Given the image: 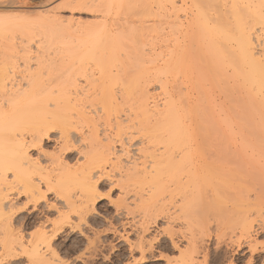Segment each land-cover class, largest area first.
<instances>
[{
	"label": "bare ground",
	"instance_id": "6f19581e",
	"mask_svg": "<svg viewBox=\"0 0 264 264\" xmlns=\"http://www.w3.org/2000/svg\"><path fill=\"white\" fill-rule=\"evenodd\" d=\"M181 1L183 3H187V0H181ZM191 1L192 2L190 7L192 8L194 7L193 9L194 12H191L192 9H190V13H193V17H191V19L188 18L189 20L186 18L188 21L185 19L189 25H187L186 23L188 27L185 26L183 30L186 29L187 31L185 30V32L192 33L191 34L192 36L190 35V33L188 35L189 37L191 36L195 38L194 40L197 41L196 43H198V45L196 44L194 45L198 47V50L197 48L194 47V45H192L194 41L193 43L192 42L190 43L187 42V43L190 44V46L192 45L196 51H199L204 56L203 57L201 55V58L203 57L202 59L199 57L200 55H196L197 53L200 54L199 52L194 53L195 50L193 52L190 51L191 49H188L189 45L187 46L188 48L184 49L186 44L185 45L183 44L184 46L180 44L181 43L180 40H183L182 39L183 37L180 38V35L182 34L181 26H183L184 24L182 25V22H180L181 24L179 23V21L183 20V19L182 20L179 19L181 18V16H179L178 18L179 21L176 20L177 16L180 14H177V16L175 17L176 15L175 11L178 9L182 10L183 6L180 8V3H179L177 7V3H178L177 0H70L67 1L69 4L65 2V4H67L65 7L68 10L71 9L73 12L74 10H81L82 12L83 10H86L88 12L93 13V15L97 16V17L95 16L93 17L99 18L97 20L91 19L92 22L88 21L87 23L84 22L80 23L81 20L78 21V23H74L71 21L70 17L66 19L67 23L66 22L64 23V20L61 21L62 18L60 17V15L55 17V15L58 13V12L56 13V10L54 12L56 14H52L51 12L50 13L48 12L49 14L45 13L47 15H43V16L38 15L39 17L34 19L33 17L32 19H29L31 15L29 18L26 17V19L25 17L18 18L19 16L14 18V16H12L14 14H10V16H7V18L5 14L4 15L5 18H0V41H1L0 44L1 43L3 44L2 42L3 38L9 37V39L7 40H11L13 38L12 36L14 35L16 36L17 34L20 35L19 37L22 38V40L19 37H17L18 35L14 38L15 39L19 38L21 42L23 41L25 43L22 46H20L21 45L20 43L19 47H22L20 50H17V48L19 47L16 46L18 44H16L15 42L14 43L16 47L13 46L12 43L11 44L6 43L7 45L6 44L4 45L6 47L2 45H1L2 47H0V264H10L12 260L14 259L16 260L18 257H23V256L27 258V261L30 264H54L52 261L56 260V258L57 260H59L58 259L59 257H56L58 256V252L54 247V243H53L54 239L59 234V232L63 231L62 229L66 225L69 224L73 228H77L80 222L83 219L87 218V215L92 210L95 209V205H96L95 202L98 194L97 178L100 177L102 178L103 176L107 177L109 176L110 172L117 170L118 168H119L118 170H120L118 172L120 173H116V174L118 175L120 174L122 179L117 178L118 180L116 182H118L119 186L120 184L122 185L120 186L121 191L123 190L124 192L123 194L126 198H127L126 194H128L127 193L128 185H130L128 184L127 181H129L130 183H134L133 185L131 184L132 186L131 185L129 186L130 188L134 187V185L136 186V184H138V187L140 186L141 190H143L144 184L146 188L147 186L148 187L150 186L149 188H147L149 189V192L145 189L148 192L147 193L148 196L146 198H144L145 196L143 198L142 196H140V198L142 199L137 200V201H141V206L142 205L144 206L143 210H145L146 208L145 212L147 210L149 211V209L152 208V204H154L155 201L157 202L158 200H160V198L157 199L158 197L161 196L163 197V195L165 196V194H167L165 193V191L169 187L167 186L168 184L165 181L169 179L168 176L172 178L170 181L168 180L169 184L170 182L173 183L172 182L174 181L173 179H175L174 183L175 182L177 183L178 178L181 182L182 181L181 178H183V176L185 177L186 181L185 180L184 181L187 184L185 182L183 185L179 183V185L176 186V189L177 188L179 189V186H183L182 188L185 189L188 187L187 189L190 190L189 188L193 186H194L193 188H195L198 185L197 184L195 186V184L199 182L197 180L202 179L203 172L201 174L199 172H196L194 170L195 167H193L192 169V164L195 160L194 156L196 154L201 156L202 153H198L200 148L197 147L198 148L197 149L195 148V145H193L194 147L191 145V143L194 142H191V131L188 129L189 123L188 124L184 123L186 120L183 119L186 113L188 114L189 112L190 114L191 110L188 109L190 105L187 106L188 104L186 101L183 102L180 101V98L181 100L183 98V96H181L183 90L180 94H174L178 89L174 88L173 85L172 87L174 89L172 90L170 85L171 83L175 84L174 82H171V79L174 76L177 77L176 74L181 72L180 71L181 69L183 68L186 69L187 64L191 62V61L185 62L187 57L186 53L188 52V50H189L188 55H190L193 52L194 55L191 56L195 57L196 55L195 58L198 57L200 58L201 61L199 63L201 64V66L204 62H206L204 60L205 56L206 57L209 56L208 59L211 60V61L209 60V62L211 66L213 67L214 65V67L211 69L210 67H208V71L209 73L210 72L213 73L215 78L216 77L218 78L219 75L218 76L215 75V72L213 71H216V74L217 73L221 74L220 76H222L223 80L226 79L225 78L226 74L227 76H229V78H231L230 76L232 74L228 75L229 74L228 69H231L235 77L237 78L241 77V79L243 80L242 82L248 83L250 85L255 84L256 85L255 89H257L256 90L257 93H260L261 95L260 99L263 106L264 59L262 58L263 57L262 53H264V48L260 52L256 50L257 47H255V36L252 30L255 28V26H257L256 24L258 23L259 24L261 23L260 24L261 26L262 24L264 25V0H191ZM153 3L156 5V8L158 9L157 11V9L155 8L157 17L159 16L158 18H161V21L159 20L160 22L157 21L158 20L156 19L157 17L155 18L156 19L155 23L157 25L151 24V22L148 24L146 23V20L147 22H149V19L151 18V17L149 18V14L155 12L154 9H152L153 11L150 10L149 12V9H151V7H154ZM61 4L63 5L64 3ZM68 6L70 9L68 8ZM187 6L188 5L185 4V6L183 7L184 11H186ZM138 7L141 8L142 11L144 12L145 20L143 22L145 25L137 26V22H139L140 24L141 22L140 20L144 19L142 18L143 15H141L143 12L142 11L140 12L139 11L140 9L137 11L140 12V15L139 13L136 12L138 16H141L139 17L140 19L136 16L138 18L137 20L139 21L135 20V22L137 21L135 25H133L129 21L127 22V18L129 17V15L127 17L126 13L130 14L132 10H136V8ZM57 8H59V6ZM16 10L18 9L16 8ZM124 10L127 12H125L121 17L122 18L127 17L125 20L126 23L123 22L122 20L124 19H122L119 16L122 19L121 20L122 23H120L121 21L119 22L118 21L119 19H117L115 15H118V13H122ZM183 10L182 12H184ZM159 11L164 12L165 17L168 16V18L167 17L164 18V15H161L163 13L161 12L159 13ZM173 12L175 15L173 14ZM154 14H152V16ZM190 15L191 14H189V17ZM22 16H24V14H22ZM146 17L149 19H147ZM162 18L164 19L162 20ZM132 19L133 18H131V20ZM93 20L96 21L93 22ZM262 29L263 26L261 30ZM36 36H38L39 38H37ZM34 37L37 39V46L32 45L30 42L31 39L33 40L35 39ZM14 38L12 39V41H14ZM186 39H188V36L186 37ZM182 43H184V41ZM185 50L187 51L185 52ZM19 60L20 61L23 60V61L20 63ZM202 60L204 62H202ZM199 63L197 64L200 65ZM20 64L23 65L24 69L22 70V72H20L21 74L19 73V75H17L15 69L16 67H18L17 65H19V67L21 68ZM188 66H190V63L188 64ZM205 66H207V64H205ZM206 68L202 66V69H204L203 71H206L207 70ZM187 69H189V67ZM209 69L213 71H210ZM211 73L210 76H213ZM214 77H212L213 79L211 78L212 81L215 79ZM203 78L205 81L207 80L205 79L206 77ZM222 78L220 77L218 78V80L215 79L214 81L217 82L220 80L219 82H221ZM208 79H209L208 81L210 82V78ZM175 80L176 79H172V81ZM223 80L222 82H224ZM219 82H217L216 85L218 86L226 85L223 83L222 85H220L221 83ZM196 83L197 86L199 85L198 86L199 88L201 82L198 83L196 81ZM155 84H158L159 88L161 89L157 87L158 85H156V87L159 90H162V93L160 92L161 94L159 93L158 90L159 95L164 96L162 97L164 98V101L163 99L160 100L163 101V103L161 102L162 103L161 105H159L160 103L158 104L154 102V100L157 99L154 97L153 94L155 93L153 92L155 91L154 90ZM227 84H229V82ZM229 87L230 86H228V88ZM236 89H238V87ZM178 92L180 91H177L176 93ZM201 93L202 92L198 94L201 96ZM205 93L204 92L202 93L203 96L205 95ZM175 95H178V97H176ZM179 95L181 97H179ZM226 95L228 96L230 94H226ZM256 95L258 96V94ZM252 96H250V99H254ZM199 98L200 97H198V99ZM208 98L209 97H207L206 99ZM235 98L236 100L239 99L237 98V96ZM159 99H161V97ZM179 101L181 102V104L182 103L186 104L184 105L185 107H183L184 109H186L185 111L184 109L181 110L182 108L180 107ZM156 102L159 101L157 100ZM203 102L205 103V101ZM253 102L255 101L253 100ZM201 103L199 101L198 106L201 105L202 107L204 103L202 104ZM252 105L253 103H251V107L253 106L254 108L256 107L255 105L253 106ZM195 107L196 108L191 107V109L193 108L192 112H195L197 110V106ZM201 107L198 108L201 109ZM208 108L205 109L204 106L202 108L204 111L202 109L201 110L198 109V111L200 112L202 111L201 113L198 112L199 113L198 115L202 116V118L206 117L204 118L205 120L209 118L210 121L213 122L214 118L212 117V115H209V113L210 114L212 113L211 112L212 110L208 112L209 110ZM262 108H264V106ZM194 109L196 110L194 111ZM182 111L184 112V116L182 115L183 113H181ZM206 113L209 116L208 115L205 116ZM241 113L242 110L240 114ZM243 116L244 115L238 116V119L241 120L240 118H242ZM202 118H200L201 121L208 123L209 119L205 121L202 120ZM220 118L222 117L219 116V119ZM185 119H187V116ZM189 119L190 118L188 117L187 122L189 121ZM226 119H228V117ZM230 119L231 118H229L228 120ZM222 121L223 120L221 119V122ZM101 122L103 123L101 124ZM204 122L203 124H205ZM106 124L108 125V127L110 126L111 129L114 131V135L113 133L112 134L108 133L109 134L108 135L107 132L103 131L106 134L102 133L104 135L101 136L100 128L102 125H106ZM198 124L199 123H197V126H199ZM259 124L261 125V123ZM192 126H194V124ZM208 126L205 127V129H210L209 134H207L208 130L207 133L200 130L202 131V133L204 132L203 134L207 135L206 139L204 138L205 140L202 139L203 140L202 143L203 146L205 145L204 149H206L207 146L211 148L210 151L208 150V153L209 152L215 153L217 149L218 152L217 156H218L223 151V155L220 154L218 158L216 155L213 154V156H216L217 160H219L220 157L222 156L221 159L223 160V163L229 160L227 159V157L229 156L230 157L233 156L234 158L236 157L237 159L241 157V155L240 156L236 155L237 152L235 153V151H238L237 148L234 151L235 154L231 152L232 149L229 146L231 145L230 141L228 140V138L226 140V137H228L229 135L225 136L220 128H216L218 127V125H215L216 127L214 126L208 127ZM242 126L243 128H246L244 125ZM194 128L195 127H193V130ZM104 129L105 131H107L106 128ZM111 129L109 132H111ZM238 130L240 132L241 129L239 128ZM210 131H212V133ZM227 131L229 134L230 132H232L230 130ZM246 131H247L246 133H249L248 128ZM234 132L231 134L233 135ZM202 133L200 134L202 135ZM217 133L219 134V136L217 137L219 139V143L220 144L224 143L223 144L224 146H222L223 149L220 147L221 151H219L218 149V147L221 145L220 144L217 145L218 142H216L218 141V139L215 138V141L213 140L215 137L214 134H216L217 136ZM200 134H198V136L200 137L205 136V135L201 136ZM222 134L224 136H222ZM252 134L254 135V133ZM51 135L53 136L55 135L57 137L55 143L56 145L52 150V152L51 150L46 151L44 149V144L45 142H47L46 141L47 139L49 140ZM232 135L230 136L232 137ZM208 136L209 137L211 136V138L213 139L210 140ZM137 137L139 138V140L137 141L138 143H136V140L135 143H133V140ZM258 138H262V137H258ZM207 139H209L210 141H206ZM202 140L200 138V141ZM223 140L225 141L223 142ZM204 141L207 142V145L205 144L206 142L204 143ZM263 141L261 140V145ZM208 142L209 143L216 142V144L215 143L209 144ZM116 143L119 144V149H117ZM246 143H248V141ZM256 143H258V147L261 148V146L259 145L260 141ZM135 144L140 145L138 148H136V152L138 151L141 152V153L139 152L137 153L140 160L142 159L140 161L141 163L138 161L139 159L138 157L132 158L131 155L129 154L131 150L129 149V147L135 146ZM239 144L242 143L239 141ZM210 145L213 146L210 147ZM215 145L217 146V148H215L216 147ZM251 145L252 147L255 146L256 148H258L256 146L257 144L255 145L251 144ZM243 146L240 145L241 148ZM31 149L37 150L35 154L36 156L31 153ZM204 149L202 148L203 153L205 152L207 153V151H204ZM212 149H214L215 151ZM252 149L253 148H251V150ZM73 151L76 152L75 155L77 156L74 163H72L71 160L68 159L70 157L69 154L71 152L73 154ZM227 152L231 154H227ZM251 152L252 151H250V156H254L253 153L256 151H253L252 153ZM203 155L205 156V154ZM257 155L252 158L253 160H255L254 158H256V161L258 162L259 160L257 158L259 157V155L258 157ZM262 155L264 156V154ZM124 156L125 157L129 156L131 158L124 159L125 158ZM209 156H211L210 159L211 162H213L215 160L214 159L215 157H212V154L210 153ZM209 156H207V158H209ZM250 156H247V158ZM123 159L125 162L123 161ZM240 159L242 160V158ZM240 159L237 160L236 162L237 165L234 167L238 170L239 168L241 169V167L245 166V168H242L241 170H245L242 172H247L248 171L246 168L247 163L244 162V160H242L243 161L242 164L241 162H239ZM249 161L254 162L252 160ZM250 162L248 163L249 165ZM140 164L142 165V167H140ZM211 164L212 163H210L209 165ZM227 164L231 165V162ZM227 164H223V169H222L223 171L219 172L221 174L220 176H218L219 174H217L218 177L216 176V174L215 175L213 174L214 172H211L212 170L209 172H207L206 170L205 172L207 173H203L205 174L204 175L205 181H207L206 178L211 179V180L208 179L209 182L212 181L214 175L216 178H218L215 179L216 184L217 185L220 184L221 186L224 187L223 188L224 190H219L217 192L218 189L216 188H218L219 186L216 185L217 187H214L213 184V187L216 189L215 190L216 192L214 191L215 194L217 193H218L217 195L221 194L220 197L218 196L219 198H222L223 196L226 195L227 191L225 192L226 187L224 182L227 180L226 178L228 177L232 178L228 181L235 180L233 178L234 176H230L231 173H232L231 175H233L234 170L229 172L230 169L226 168L228 170V173L226 172L224 165ZM262 164L264 165V163ZM263 165H261L262 168H264ZM203 166H205V164ZM258 166H260V164ZM206 167L208 168L210 166H205V168ZM214 168L217 169V167ZM219 168L221 169L220 166ZM254 168L256 167L254 166ZM259 169L256 168V170H252L251 168V170H249L250 173H252V175L250 174L251 178L254 177L253 180L250 178L251 181H254V179L256 178L254 174L255 175L257 174L256 175L257 182L254 181L257 184H258V180L259 179L261 180V176L262 178L264 176L261 174L262 169H260L261 171ZM201 170L203 171V169ZM213 171L216 172L217 170H213ZM255 172H258L259 175L258 173ZM114 173L115 171L113 172V175ZM165 176L168 179L164 181ZM235 177H237L236 174ZM240 177L239 180L241 179ZM134 178H143L145 179L144 181L145 183L141 180L139 182L140 184L135 183V180L133 181ZM245 179L247 180V178ZM245 179L243 178L242 181H246ZM130 180H132V182ZM219 180L220 181L222 180V182L219 183ZM203 182L202 184H204ZM209 182L207 181L208 184ZM141 183L142 184L144 183L143 186ZM165 183L167 185H165ZM188 183H190V186L191 184L193 183L194 184L191 187H189ZM246 183H249L247 184V187L248 185L249 187L251 186L253 187L255 184L252 182L250 183V181ZM261 183H264V181L261 180L258 185H260ZM146 184L148 185L146 186ZM263 185H262L263 189L260 188L262 189V191L264 190ZM238 186H240L238 190H236V188L234 190L238 191L240 195L245 192L244 194L246 196L242 194L241 196L245 197L243 199L244 201H242V199L241 201H239L241 197L240 196L239 198L237 197L236 202L238 201L240 202L239 203L240 208H242V206L243 207L249 206L248 208H250L251 204L250 205L248 204L247 201L248 199L245 201V199L249 197L248 196L249 194L247 195V189L249 188L241 185ZM123 187L125 190L122 189ZM256 187H253L251 189L253 190ZM259 187L257 189H259ZM182 188H180V190ZM240 188L246 189V191L245 190L240 191ZM169 189L167 190L169 191ZM227 189L233 191L232 186L230 189L229 187H227ZM191 190L192 193L190 194ZM191 190L189 192V195L187 192L186 195L187 198L185 197L186 190L182 191L181 195H183V197H179V195L176 193V195H178L179 198L181 199L184 198L185 200V202L183 203H182L183 199L182 201H180L181 203L179 202L180 204H182L178 206L180 211L183 208H185L186 210H191L189 209L190 205H192L193 207L197 203L200 204L201 196L198 195V193H200V190L197 189L199 190L198 193H195L196 188L194 190L191 188ZM204 190L205 189L203 187V193H205ZM193 191L195 193V196H190L193 195ZM143 192L145 191L143 190ZM49 193L53 194L55 196V199L53 200V202L50 203L46 202L45 206L43 205L44 206L43 208L42 203L43 201L47 200V194ZM205 194H203V196ZM196 195L198 196V198H196L197 197ZM217 195L215 196L216 198ZM259 195H257V197ZM210 196L211 195H209V197ZM125 197L122 198L121 196V198H119L120 207H122L121 205H124V207H126L127 203L125 201L126 200ZM169 197H171V195ZM194 197L197 199V200L195 199L196 201L194 200ZM227 197L226 198L223 197L224 201L228 199ZM230 197H232L233 199ZM230 197L229 200L231 199L236 200V197H234V195ZM162 199L163 198H161L160 200V202H162L161 207L163 206L162 204L164 203L163 209H165L164 208L166 207L164 202L165 199H163V201ZM192 201L193 203L190 204L189 202ZM211 202H214L213 199ZM236 202L234 201L232 204ZM243 202H245L247 205L245 204L244 206ZM251 202L252 201H250V203ZM259 202L261 201L259 200ZM204 203L205 202H203V204ZM256 203L257 202H255L254 204ZM155 204L158 205L156 207L154 206L153 207L154 211L151 212V214H153V219L155 218V216H157L156 215V213H158L157 211L162 212L163 210L161 207L159 208L160 206L159 202ZM213 204L214 203H212V205ZM116 205L118 206L117 203ZM136 206L138 207V205ZM236 206H238V204H235L234 209L236 208ZM155 208H157L156 212H155ZM193 208L195 210V207ZM240 208L237 207L235 212L232 208L233 214L239 213L240 217H243L244 219L247 218L246 222L248 221L251 222L250 221L251 219L249 220L248 218L249 214L246 215L247 217L241 216V213L242 215L248 213L250 209L248 210L245 209L244 211L243 208L242 209ZM257 208L259 209V207ZM43 209H45V211L47 212L48 210H54L57 214L56 217L50 218L51 216H45L43 220L39 221L36 230L32 229L33 230L32 232H29L27 230L28 232L25 233L24 232L25 229L33 226V221L36 219V215H35L36 212L40 214L41 213L45 214V211ZM194 210H192V212ZM183 211H181L178 215H181ZM161 212L160 214L162 215ZM187 212H184V214L182 215L185 216L186 214L187 216L192 217L195 211L193 213H191L190 211L188 213ZM201 212H202V208H201ZM146 213L148 214V217L150 216V218L152 219L151 214L149 215V212ZM197 214L198 213H196V215ZM196 215H193L194 218ZM169 217L171 216L169 215ZM203 217H205V215H203ZM187 218L188 217L184 219L186 220ZM194 218L192 220L190 218L189 221L190 220L193 221ZM236 218L238 219L237 215ZM243 218L242 221L245 222ZM184 219L182 218V220ZM203 219L204 218H202V220ZM228 220L230 219L228 218ZM193 222H195V220ZM221 222L223 224V221ZM187 223L189 222L187 221ZM248 223H246L247 225L244 223L246 225L244 229H243L244 224L242 225L241 223L242 225V227H240L241 232L239 231L241 236L237 237L239 235L238 234L236 236L237 239L235 238L234 241L229 240L230 241L229 243L231 242L237 243L236 245L239 248L241 247V242H240L241 237H243L244 239L243 235L248 236V233L250 232L253 226L251 223L249 224ZM146 224L144 223L142 225L145 226ZM229 224L227 228H229V226L231 228L234 227V226L232 227L231 223ZM200 225H202V223ZM147 228H145L143 232L146 233ZM171 229H173V227L170 228V231ZM225 230L226 228L224 229V231ZM232 233L228 235L232 236L231 235ZM191 237L190 239H192ZM173 239H175V237L174 238L171 237V243L175 245L176 240L174 242ZM148 240L149 239L145 240V238L141 236L136 242L134 241L135 242L134 245L136 247H139L140 250H142V252H145L146 248L148 246H151V243ZM196 240L198 239H195V241ZM194 243H192L191 245H189L190 243H188L189 246L187 245L183 251H180V255L178 254L180 256L179 259L175 260L174 262H176L177 264H184V263L192 264L195 261L197 263L196 256L199 255L200 251L202 250L201 249L202 247H200L201 250L198 247L200 245L199 243L201 242L197 243L199 244V245L196 244L197 246ZM253 243L254 242H252L251 245H248L249 249L251 250L250 259L248 260V262H252L254 264L255 262H257L259 253L255 252L258 249L256 244L257 241L254 244ZM262 243H264V241H262ZM262 243L260 242V244ZM263 263L264 262H262V264ZM167 264H170V262L169 263L167 262Z\"/></svg>",
	"mask_w": 264,
	"mask_h": 264
},
{
	"label": "rangeland",
	"instance_id": "374dc122",
	"mask_svg": "<svg viewBox=\"0 0 264 264\" xmlns=\"http://www.w3.org/2000/svg\"><path fill=\"white\" fill-rule=\"evenodd\" d=\"M67 1H70V0H0V18H5V16H6V18H7V16H10V14H14V15H12V16H14V18L15 17H17V16H19L18 18H20V17H25V19H26V17L27 18H29L30 17V15H31V17L29 18V19H32V17H33V19L34 18H37V17H39V16H43V15H47V14H49L50 12L52 13V14H56L57 12V14L55 15V17H57V16H59L60 15V17L62 18H60L61 19V21H63L64 20V23L66 22L67 23V20L66 19H68L69 17H70V19H71V21L72 22H74V23H78V21H80V23L82 22H84V23H87L88 21H90V22H92V20L91 19H99V18H95V17H97V16H95V15H93V13H91V12H88V11H86V10H83V12L81 11V10H74V12L69 8V6H68V8L70 9V10H68V9H66V5L67 4H65V2H67ZM181 0H177V7H178V5H179V3H180V8L183 6H185V4L186 5H188L187 7H186V11H184L183 10V7H182V10L184 11V12H182V10H179L178 8H176V9H178V10H176L175 11V13H176V15L174 14V12H173V14L175 15V17L177 16V14H180V15H178L177 16V18H176V20H178L179 21V19L180 20H182V21H179V23L180 22H182V25L183 26H181V28H182V34L185 36H183L182 34L180 35V38H182L183 40H180V44H186L185 45V47H184V49H186V48H188L187 46L189 45V48L188 49H191L190 51H193L194 52V50H195V48H197V50H198V47L197 46H195L194 44H196V45H198V43H196L197 41H195L194 39L195 38H193V37H191L192 35V33L191 32H185V30H183L184 28H185V26H187V25H189L188 24V20L189 19H191V17H193V13H190V9H192V11L191 12H194L193 11V9H194V7L192 8V7H190V5H191V0H187V3H183L182 1L180 2ZM188 1H189V3H188ZM61 3H64L63 5L61 4ZM68 3V2H67ZM69 4V3H68ZM184 4V5H183ZM11 6V7H10ZM59 6V8H57ZM153 6L154 7H151V9H149V12H150V10L151 11H153L152 9H154V11H155V8H156V5L153 3ZM54 7H55V9H54ZM190 7V8H189ZM6 8V9H5ZM9 8V9H8ZM11 8V9H10ZM16 8L18 9V10H16ZM65 8V9H64ZM8 9V10H7ZM63 9V10H62ZM140 9V10H139ZM157 9V8H156ZM189 9V10H188ZM5 10V11H4ZM7 10V11H6ZM55 10H56V13H54L55 12ZM59 10V11H58ZM61 10V11H60ZM142 11V9L141 8H136V10H132V12H130V14L129 13H126V16L128 17V15H129V17L127 18L125 15V17L127 18V22L129 21V22H131L133 25H135V23L137 22V21H139V20H137L139 17H141V16H138L137 15V13H139V15H140V12H137V11ZM43 11V12H42ZM46 11V12H45ZM135 11V12H134ZM157 11H158V9H157ZM179 11V12H178ZM27 12V13H26ZM49 12V13H48ZM125 12H127V11H123L122 13H118V15H115L116 16V18L117 19H119L118 21L120 22L122 19H124V20H122L123 22H125V20H126V18H122L121 16L125 13ZM137 12V13H136ZM143 12V11H142ZM163 13V14H161V15H164V12H162V11H159V13ZM181 12V13H180ZM188 12H189V14H191L190 15V17H189V14H188ZM24 14V16H22V14ZM45 13H47V14H45ZM63 15H62V14ZM80 13V14H79ZM133 13V14H132ZM136 13V14H135ZM156 14V11L155 12H153V13H150L149 14V18H147V19H149V22H147V20H146V23L148 24V23H150L151 22V24H156L155 23V20L156 19H158L157 21L158 22H160L161 21V18H158L157 17V14ZM159 13H158V15H159ZM6 14V15H5ZM26 14V15H25ZM52 14H50V15H52ZM119 14H121V15H119ZM152 14H154L153 16H155V17H153L152 16ZM184 14H185V16H184ZM187 14H188V17H187ZM3 15V16H2ZM5 15V16H4ZM35 15V16H34ZM39 15V16H38ZM75 15H76V17H75ZM141 15H143L142 16V18H144V12L141 14ZM12 16H11V18H12ZM63 16H64V18H63ZM93 16H95V17H93ZM118 16V17H117ZM122 18H120V17ZM131 16V17H130ZM138 18H137V17ZM179 16H181V18H179ZM157 17V18H156ZM161 17H163V16H161ZM167 18H168V16H166ZM165 17V15H164V18H166ZM174 17V16H173ZM174 17V18H175ZM184 17V18H183ZM59 18V17H58ZM57 18V19H58ZM131 18H133L132 20H131ZM141 18V19H142ZM156 18V19H155ZM164 18H162V20L164 19ZM179 18V19H178ZM188 20H187V19ZM116 19V20H117ZM129 19V20H128ZM140 19V18H139ZM187 21H186V20ZM66 20V21H65ZM96 20H93V22L94 21H96ZM115 20V21H116ZM135 20H137L136 22H135ZM145 20V18L144 19H142V20H140L141 22H140V24H139V22H137V26H140V25H145L144 24V21ZM151 20V21H150ZM153 20V21H152ZM160 20V21H159ZM70 21V20H69ZM122 21L120 22V23H122ZM133 21V22H132ZM156 21V22H157ZM177 21V22H178ZM126 23V22H125ZM186 23H187V25H186ZM139 24V25H138ZM181 24V23H180ZM259 24V23H258ZM256 24L257 26H255V28L252 30V32H253V34H254V36H255V47H257V51L258 52H260V51H262L263 50V48H264V25L262 24V26H263V29L261 30V28H262V26L259 24ZM157 25V24H156ZM146 26H148V25H146ZM145 26V27H146ZM150 26V25H149ZM152 26V25H151ZM188 27V26H187ZM186 27V28H187ZM261 30V31H260ZM187 31V30H186ZM263 31V32H262ZM257 32H258V34H257ZM187 33V34H186ZM190 33V37H189V34ZM186 34V35H185ZM14 35V34H13ZM18 35V34H17ZM16 35V36H17ZM15 35L14 36H12L13 38L14 37H16ZM20 35H18L17 37H19ZM188 36V39H186V37ZM261 36V37H260ZM37 38H39L38 36H36ZM11 38V37H10ZM12 38V39H13ZM20 38V37H19ZM19 38H14V41H12V39L11 40H7V39H9V37L8 38H3L2 40V42H3V44L1 43L0 44V47H2V46H4L6 43L7 44H11L12 43V45L13 46H15V43L16 44H18V45H16V46H18L19 47V45H20V43H21V45L20 46H22V45H24L25 43L22 41L21 42V40H22V38H20L21 40H19ZM35 38V37H34ZM192 39V40H191ZM35 40V41H34ZM31 39V44L32 45H36L37 46V39L35 38V39ZM157 40H158V38H157ZM159 40H160V38H159ZM187 40V41H186ZM190 40V41H189ZM8 41V42H7ZM20 41V42H19ZM184 41V43H182ZM193 41H194V43H193ZM261 41V42H260ZM1 42V41H0ZM15 42V43H14ZM190 43V42H192L193 44L192 45H194V47L191 45L190 46V44H188V43ZM14 43V44H13ZM160 43V42H159ZM6 44V45H7ZM2 45V46H1ZM183 45V46H184ZM262 45V46H261ZM15 46V47H16ZM258 46H261V47H258ZM4 47H6V46H4ZM192 47V48H191ZM22 47H19V48H17V50H20ZM193 49V50H192ZM187 50H185V52H186ZM192 52V53H193ZM197 52H199V51H196L195 50V52L194 53H197ZM188 53H189V50H188V52L186 53L187 54V57H186V61L185 62H189V61H191V62H189L190 63V66H188V64H187V68L189 67V69H185V68H183V69H181L180 71L181 72H179V73H182V74H179V73H177L176 74V76L177 77H173L172 79H176L175 81H172V79H171V82H174L175 84H176V87H175V84H173V83H171L170 85H171V88H172V90L174 89V88H176V89H178L177 91H180V92H178V93H174V94H180L181 92H182V90H183V92L181 93L182 95L181 96H183V98H182V100H181V98H180V101L181 102H183V101H186L187 102V106H189L188 107V109L189 110H191V112H190V114L192 115H190L189 114V112H188V114L186 113L185 114V116H184V112L182 111L181 113H183L182 115L184 116V120H186L184 123H189V125H188V129L191 131V142H194V143H191V145L193 146V145H195V148H200L199 149V152L198 153H202L201 154V156L200 155H198V154H196L195 156H194V162H193V164H192V169H193V167H195L194 168V170L196 171V172H199L200 174L203 172V173H207V172H209V171H211V172H214L213 174L215 175L216 174V176H217V174H219L218 176H220L221 174L219 173V172H222L223 170V164H227V163H230L231 162V165H229V164H227V165H224V167H225V169L226 168H228V169H230V171L229 172H231L232 170H234V172H233V175H231L230 173V176H234L233 178L235 179V180H231V181H228V180H230V179H232V178H229L228 176H226V177H228V178H226L227 180L226 181H224L225 182V192L227 191H230V190H228L227 189V187H229V189L231 188V186H232V188H233V191H230V192H226V195L228 196L229 194V196L227 197L226 195V197L228 198V199H226V201H224V198H226L225 196H223L222 198H219L220 197V195L221 194H219V195H217V194H215V190L216 189H218L217 190V192L219 191V190H224L223 188V186H221L220 184L219 185H217L216 184V182H215V179H218V178H216L213 174H211V175H213V178H212V181H210L209 182V180L208 179H210V178H206V180L209 182V184L207 183V181H205L204 179V175L205 174H203L202 173V179H198L197 181H199V182H197L196 183V181H195V188H196V190L197 189H199L200 190V193H198V191L199 190H197V192H196V190H195V193H198V195H200L201 196V198H200V204L199 203H197V204H195V206H193V207H195V210H194V208L192 207V205H190V208L189 209H191V210H186L185 208H183L182 206V208L184 209V211H183V209H181V211H183V213L182 214H184V212H191V213H193L194 211V214L193 215H196V213H198L196 216H195V218H194V216L192 215V217H190V216H187L186 214H185V216H183L182 214V216L181 215H178L181 211L179 210V208H178V206L179 205H182V204H180L181 202L180 201H182V199H183V201H182V203L183 202H185V200H184V198H179V197H183V195H181L182 194V191L183 190H186L185 192H186V194H185V197H186V195H187V192H188V195H189V192H190V190H191V188L194 190L195 188H193V187H191L193 184H191V186H190V183H188L189 185V187H191V188H189L190 190H188L187 188H182L183 186H179V189L177 188L176 189V186H178L179 185V183H181L182 185L184 184V182L186 181V179H185V177L183 176V178H181V182H180V180H179V178H178V181H177V183L175 182L174 183V181H175V179H173L174 181H172L173 183H171L170 182V184H169V181L172 179L170 176H168V178H166V176H165V179H164V181L165 180H167V181H165L166 183H165V185H167L170 189H172V190H170L169 188H167V189H169V191L166 189V191H165V193H167V194H165V196L167 197H165L164 195H163V197L161 196V197H158L157 199H159L160 198V200H161V198H163V199H165L164 200V202H165V206L166 207H164L165 209H163V206H164V203L162 204L163 206L161 207V203L162 202H160V200H158L157 202L155 201L154 202V204H152V208H150V207H148V208H150V209H153V210H150L149 209V211L147 210L146 212H149V215L151 214V212L152 211H154V206L156 207L157 205L155 204V203H158L159 202V204H160V206H159V208L161 207L162 209H159V210H162V215L160 214V212L159 211H157L158 213H156V215L158 216V218H157V216H155V218L153 219V214H151V217H152V219L150 218V216L148 217V214L145 212V210H146V208H145V210H143V208H144V206L142 205L141 206V201H137V200H141L144 196V198H146L147 196H148V192H149V189H147V188H149L147 185L148 184H146V186H147V188L145 187V179H143V178H134L133 179V181L135 180V183H139L140 182V180L141 181H143L144 183V186H143V184H142V186H143V190L145 191V192H143V190H141L140 189V186L138 187V184H136V186L134 185V187H129L131 184L133 185L134 183H130L129 181H127L128 182V184H130V185H128V190H129V192H128V190H127V193L128 194H126V196H127V198L124 196V192H123V190L121 191V187L120 186H122L121 184H120V186H119V184H118V182H116L118 179L117 178H119V179H122L121 178V176H120V174L118 175V174H116V173H120V172H118V171H120V170H114L115 171V173H114V175H113V172L114 171H112V172H110V174H109V176H107V177H105V176H103L102 178L100 177V178H97V199H96V202H95V209L94 210H92L88 215H87V218H85V219H83L81 222H80V224H79V226L77 227V228H73L71 225H66L62 230L63 231H61V232H59V234L56 236V238L54 239V241H53V243H54V247H55V249H56V251L58 252V256H56V257H59L58 259L59 260H57V258H56V260H54V261H52L54 264H167V262L169 263L170 262V264H172L175 260H177V259H179V255H180V251H183L185 248H186V246L188 245V243H190L189 245H191L192 243H194V241H195V239H198V240H196L195 241V245L197 244V243H199V242H201V243H199V244H197V245H199L198 247H199V249H200V247H202L200 250L203 252V254H202V252L200 251V253H199V255H197L196 256V261H197V263L194 261V263H192V264H201V262H202V264H253L252 262H248V260L250 259V255H251V250L249 249V246L248 245H251V243L252 242H256L257 241V247H258V251L256 250L255 252H258L259 253V257L257 258V262H255L254 264H262V262H264V243H262V241H264V230H262V229H264V190L262 191V189H263V187H262V185L264 184V183H261L260 185H258L259 183H260V181L262 180V181H264V176H263V178H262V176H261V180L259 179L258 180V184L256 183L257 182V174L255 175L254 174V176L256 177L255 179H254V181H256V182H254V181H251V179L253 180V178L254 177H252L251 178V175H252V173H250V171L249 170H251V168H252V170H256V168L257 169H262V171H261V174L262 175H264V168H262V166L261 165H263L262 163H264V156L262 155V154H264V112H263V110H264V108H262L263 106H264V103H263V106H262V103H261V95H260V93H257V89H255L256 88V85L255 84H253V85H250V84H248V83H244V82H242L243 80L241 79V77H235V75H233V71L231 70V69H228V75H231L230 77L231 78H229V76H227V74H226V76H225V78L227 79H225L226 81H228L229 82V84H227L228 82H226L225 80H223V78H222V76H220L221 74H216V71H213V70H210L211 68H213L214 67V65H213V67L211 66V64H210V62H209V60L210 59H208L209 58V56H205V58H204V60L206 61V62H204L203 60H202V62H204L205 64H207V66H205V64L203 65L202 64V66L204 67V68H206L205 70L206 71H203L204 69H202V66H201V64L199 63L201 60H200V58H201V53L200 54H196V55H200L198 58H195L196 57V55H195V57L194 56H191V55H194V53L192 54H190V55H188ZM189 56V57H188ZM203 56V55H202ZM262 58L264 59V53H262ZM204 57V56H203ZM202 57V58H203ZM201 58V59H202ZM196 59H199V60H196ZM188 60V61H187ZM208 60V61H207ZM20 61V60H19ZM23 61V60H22ZM22 61H20V63L22 62ZM195 61V62H194ZM197 61V62H196ZM211 61V60H210ZM201 62V63H202ZM197 63H199L200 65H198ZM212 63V62H211ZM185 64V65H186ZM18 67H16V69H15V71H16V73H17V75H19V73L20 72H22V70L24 69V67H23V65H21L20 64V66H21V68L19 67V65H17ZM208 67H210V71H213V72H215V75H219V77L218 78H222L221 79V82H219V81H217V82H219V83H221L220 85H222V83L223 84H226V85H222V86H218V85H216L217 84V82L216 81H214L215 79H217L218 80V78L216 77H214V74L213 73H211L213 76H210V73H209V71H208ZM20 69V70H19ZM184 70V71H183ZM194 70V71H193ZM183 71V72H182ZM196 71V72H195ZM186 72V73H185ZM208 73V74H206V73ZM184 73V74H183ZM205 73V74H204ZM21 74V73H20ZM204 74V75H203ZM183 75V76H182ZM188 75H190V76H188ZM206 75V76H205ZM179 76V77H178ZM198 76V77H197ZM199 76H200V79H199ZM196 77V78H195ZM203 77H206L205 79H207L206 81L204 80V78ZM212 77H214L215 79L212 81ZM186 78V79H185ZM208 78H210V82L208 81L209 79ZM212 78V79H211ZM229 78V79H228ZM184 79V80H183ZM200 80V81H199ZM222 80L224 81V82H222ZM234 80V81H233ZM177 81H179V82H177ZM181 81V82H180ZM196 81L198 82V83H200V87L198 88V86H197V83H196ZM233 81V82H232ZM185 82H186V84H185ZM213 84H212V83ZM216 82V83H215ZM238 82V83H237ZM196 83V84H195ZM236 83V84H235ZM185 84V85H184ZM156 85H158V84H155L154 86H155V91H153V92H155V93H153L154 94V97L155 98H157V99H155L156 101L158 100L159 102H156L155 100H154V102L155 103H160L159 105H161L162 103H163V101H164V98H162V97H164V96H161V95H159V93L161 92L162 93V90H159V89H161V88H159V85L156 87ZM174 85V88L172 87ZM184 85V86H183ZM234 85H236V86H234ZM243 85V86H242ZM179 86V87H178ZM208 86H209V88H208ZM218 86V87H217ZM226 86V87H225ZM228 86H230L229 88H228ZM246 86V87H245ZM197 87V88H196ZM238 87V89H236ZM242 87V88H241ZM207 88V89H206ZM219 88V89H218ZM220 88H221V90L222 91H224V92H226V93H224V92H222L221 90H220ZM208 89H209V91H208ZM210 89H211V91H210ZM227 89H229V90H227ZM236 89V90H235ZM158 90H159V93H158ZM201 90H203V91H201ZM245 90V91H244ZM249 90V91H248ZM253 90H255V91H253ZM185 91H186V93H185ZM204 92L205 93V91H206V93H205V95L203 96V94L201 93V96L199 95L200 94V92ZM215 91V92H214ZM248 91V92H247ZM174 92V91H173ZM188 92V93H187ZM207 92H210V93H207ZM232 94H231V93ZM239 94H238V93ZM240 92H241V94H240ZM160 93V94H161ZM199 93V94H198ZM223 93V94H222ZM263 93H264V90H263ZM208 96H207V95ZM226 94H230V95H226ZM251 94V95H250ZM256 94H258V96L256 95ZM156 95V96H155ZM211 95H212V97H211ZM233 95V96H232ZM241 95V96H240ZM245 95V96H244ZM253 95V96H252ZM158 96V97H157ZM176 97H178V95H175ZM180 95H179V97H181ZM237 96V98H239V99H237L236 100V97ZM240 96V97H239ZM250 96H252L254 99H250ZM161 97V99H159ZM189 97V98H188ZM198 97H200L199 99H198ZM201 97H203V98H201ZM207 97H209L208 99H206ZM211 97V98H210ZM227 99H226V98ZM255 97H256V99H255ZM215 98V99H214ZM220 98V99H219ZM230 98V99H229ZM163 99V101H160V100H162ZM205 99V100H204ZM213 99V100H212ZM258 99V100H257ZM178 100H179V98H178ZM219 100V101H218ZM221 100V101H220ZM231 102H230V101ZM238 100H240V101H238ZM252 100V101H251ZM253 100L255 101V102H253ZM179 101V102H180ZM199 101H200V103H201V101H202V103H204L203 101H205V103L203 104V106L201 107V105L200 106H198V104H199ZM217 101V102H216ZM162 102V103H161ZM181 102H180V107L182 108L181 110H183L184 108L183 107H185L184 105H186L185 103L183 104H181ZM198 102V103H197ZM215 102V103H214ZM253 103V105H255L256 107L254 108V106L253 107H251V103ZM197 103V104H196ZM201 103V104H202ZM212 103H214V104H212ZM230 103V104H229ZM241 103V104H240ZM220 104H222V105H220ZM229 104V105H228ZM181 105H183V106H181ZM194 105V106H193ZM231 105H233V106H231ZM195 106H197V110L196 109H194V111L195 112H192L193 111V108H196ZM205 106V109L206 108H208L209 110H208V112L209 111H211L212 113L210 114L209 113V115H212V117L214 118V121L212 122V121H210V119H209V121H208V123H205L204 121H201L200 120V118H202V116H199L198 114L199 113H201L200 111H198V107H201V109L203 108ZM218 106V107H217ZM250 106V107H249ZM191 107H193L192 109H191ZM234 108V110H233V108ZM244 107V108H243ZM187 108V107H186ZM220 108H221V110H220ZM223 108V109H222ZM254 108V109H253ZM259 109V111H258V109ZM201 109H199V110H201ZM251 109V110H250ZM186 109H184V111H185ZM189 110H187V111H189ZM203 110V109H202ZM231 110V111H230ZM241 110H242V115H244L242 118H240L241 120H239L238 119V116H242L241 114H240V112H241ZM250 110V111H249ZM256 110V111H255ZM204 111V110H203ZM206 111V110H205ZM199 112V113H198ZM207 112V113H208ZM217 112V113H216ZM227 112V113H226ZM237 114H236V113ZM250 114H249V113ZM252 112H254V113H252ZM260 112V113H259ZM193 113V114H192ZM196 114V116H195V114ZM205 114V116L206 115H208V114ZM244 113V114H243ZM228 114V115H227ZM236 114V115H235ZM258 114H261V115H258ZM208 115V116H209ZM217 115V116H216ZM186 116H187V119H185L186 118ZM194 116V117H193ZM207 116V117H208ZM214 116H216V117H214ZM219 116L220 117H222V118H220L219 119ZM235 116H237V117H235ZM188 117L190 118L189 119V121L187 122V120H188ZM193 117V118H192ZM200 117V118H199ZM228 117V119L229 118H231L230 120H228V119H226ZM192 118V119H191ZM204 118H206V117H204ZM204 118H202V120H205ZM246 118V119H245ZM207 119V120H208ZM219 119V120H218ZM221 119L223 120L222 122H221ZM237 119V120H236ZM207 120H205V121H207ZM193 123H192V122ZM225 121V122H224ZM233 121V122H232ZM244 123H242V122ZM245 121H247V122H245ZM263 121V122H262ZM199 123L198 125L199 126H197V123ZM203 122L205 123V124H203ZM215 122H216V124H215ZM103 122H101V124H102ZM192 123V124H191ZM225 125H224V124ZM229 123V124H228ZM235 123V124H234ZM259 123H261V125L259 124ZM187 124H186V126H187ZM194 124V126H192ZM196 124V125H195ZM201 124V125H200ZM230 124H231V126H230ZM244 125L246 128H243V126L242 125ZM263 124V125H262ZM214 126V127H216L215 125H218V127H216V128H220L221 130H222V132H223V134L225 135V136H228V137H226V140H227V138H228V140L230 141V144L231 145H229L230 146V148L232 149V151L231 152H233L234 153V151L236 150V148H237V150L238 151H235V153L237 152V153H239V154H237L236 153V155H241V157H239L238 159H240V158H242V160H244V162H246L247 163V170L249 171H247L248 172V174H247V172H242V171H245V170H241L242 168H245V166L244 167H241V169L239 168L238 170L234 167V166H236L237 165V158L235 157H227V159H229V160H227L226 162H224L223 163V160L221 159V157H220V159L222 160H217V158H218V156L220 155V154H222L223 155V151H222V153H220L218 156H217V149H216V151L214 150L215 148H217V146L214 148V149H212V150H214L215 151V153H212V152H209L210 154H212V157H215L214 159H212V160H214L213 162H216V163H213V162H211V159H210V157L211 156H209V153H208V150L210 151V149L211 148H209L208 146H207V148L206 149H204V147H205V145L203 146V140L202 139H206V137H207V135L206 134H203L204 132L205 133H207V130H208V133L207 134H209V130L210 129H205V127H207V126ZM227 125V126H226ZM233 125V126H232ZM101 126V125H100ZM103 126V127H102ZM101 126V128H100V132H101V136L102 135H104V134H106V133H104V132H107V134L109 133V134H112L113 133V135H114V131L111 129V127L109 128L108 127V125L106 124V125H102ZM191 126H192V128H191ZM208 126V127H209ZM224 126V127H223ZM229 126V127H228ZM193 127H195L194 128V130H193ZM200 129H199V128ZM236 127V128H235ZM259 127V128H258ZM263 127V128H262ZM104 128H106L107 129V131H105V129ZM225 128V129H224ZM241 129L240 130V132H239V130L238 129ZM247 128H248V132L249 133H251V134H249V133H246L247 131ZM253 128V129H252ZM255 128V129H254ZM110 129H111V132H109L110 131ZM230 130V131H232V132H230V134L228 133V131L227 130ZM232 129H234V130H232ZM200 130H202V131H204L203 133H202V131H200ZM213 130V129H212ZM218 130V129H217ZM235 130H238V131H235ZM104 131V132H103ZM199 131H200V133H202V135L199 133ZM235 131V132H234ZM258 131V132H257ZM211 133H212V131H210ZM219 132V131H218ZM234 132V134L232 135L231 133H233ZM257 132V133H256ZM102 133H104V134H102ZM243 133V134H242ZM252 133H254V135L252 134ZM108 134V135H109ZM196 134V135H195ZM198 134H200L201 136H203V135H205L204 137H200V136H198ZM222 134V136H224ZM257 134H260V135H257ZM211 135V134H210ZM213 135V134H212ZM215 135V137L214 136H212V137H214V139L213 138H211V136L209 137L208 136V138H210V140L211 139H213L214 141H215V138H217L218 136H219V134L217 133V136H216V134H214ZM230 135H232V137L230 136ZM237 135V136H236ZM242 135V136H241ZM257 135V136H256ZM221 136V137H222ZM253 136V137H252ZM231 137V138H230ZM255 137H256V139H255ZM258 137H262V138H258ZM56 136L54 135H51V137L49 138V140L47 139L46 141L47 142H45V144H44V149L46 150V151H49V150H51V152H52V150L54 149V147H55V143H56ZM197 138V139H196ZM200 138H201V140L202 141H200ZM250 138V139H249ZM259 140H258V139ZM204 139V140H205ZM218 139V138H217ZM216 139V140H217ZM222 139H224V138H222ZM231 139V140H230ZM233 139H234V141H235V143H234V141H233ZM255 139V140H254ZM135 140H136V143H138L137 141L139 140V138L137 137V138H135L134 140H133V143H135ZM196 140V141H195ZM199 140V141H198ZM209 139H207L206 141H210ZM212 140V141H213ZM260 141V146H261V148L260 147H258V143H256V142H258V141ZM261 140L263 141L262 142V145H261ZM206 141H204V143L206 142ZM225 140H223V142H224ZM238 141V142H237ZM239 141L242 143V144H239ZM248 141V143H246ZM254 141H256V142H254ZM199 142H201V143H199ZM216 142H218V144L217 145H219L220 143H219V139H218V141H216ZM216 142H213V143H209V144H216ZM221 142V141H220ZM253 142V143H252ZM196 143V144H195ZM222 143V142H221ZM233 143V144H232ZM246 143V144H245ZM250 143V144H249ZM198 144H199V146H198ZM206 145H207V142L205 143ZM224 143H222V144H220L221 146H219L218 147V149H219V151H221L220 149L222 148V146H224L223 145ZM251 144H253V145H255V144H257L256 146L259 148H256L255 146V148L254 147H252V145ZM116 147H117V149H119V144L118 143H116ZM240 145H245V146H243L242 148L240 147ZM140 145H137V144H135V146H130L129 147V149H131L130 150V155H131V157L133 158V157H138L139 158V156H138V152H136V148H138ZM211 146H213V145H210V147ZM226 146V145H225ZM228 146V147H229ZM194 147V146H193ZM204 149V151H207V153L205 152V153H203V151H202V148ZM221 147V148H220ZM197 148V149H198ZM209 148V149H208ZM213 148V147H212ZM251 148H253L252 150H251ZM223 149V148H222ZM226 149H227V147H226ZM257 149V150H256ZM262 150V151H261ZM36 149H31V153L32 154H36ZM226 151H228V150H226ZM250 151H256V152H254L253 153V155L254 156H256L257 154L259 155V157H258V155H257V159L260 161H256V158H254L255 160H253V158L252 157H254V156H250ZM258 151V152H257ZM230 152V151H229ZM246 152H247V155H246ZM249 152V153H248ZM251 152V153H252ZM135 153V154H134ZM139 153H141V152H139ZM234 153V154H235ZM240 153H242V154H240ZM260 153V154H259ZM76 152L75 151H73V154H72V152L69 154L70 155V157L68 158L69 160H71V162L72 163H74L75 162V159H76ZM135 156H134V155ZM137 154V155H136ZM203 154H205V156L203 155ZM213 154L214 155H216L217 156V158H216V156H213ZM227 154H231V153H228L227 152ZM233 154V155H234ZM245 154V155H244ZM129 155V156H130ZM226 155V154H225ZM36 156V155H35ZM125 157L124 159H128V158H131V157ZM204 156V157H203ZM207 156H209V158H207ZM247 156H250V157H248V158H250V159H248L247 158ZM197 157V158H196ZM203 157V158H202ZM206 158V159H205ZM226 158V157H225ZM232 158V159H231ZM263 158V159H262ZM124 159H123V161H124ZM142 160V159H141ZM140 160V158L138 159V161L140 162L141 161ZM241 159L239 160V162H243ZM249 160H252V161H254V162H250ZM195 161H196V163H195ZM224 161H225V159H224ZM230 161V162H229ZM125 162V161H124ZM205 162V163H204ZM208 162V163H207ZM218 162V163H217ZM250 162V165L248 164ZM141 163V162H140ZM210 163H212L211 165H209ZM205 164V166H212L211 168L210 167H206L205 168V166H203V165ZM243 164V163H242ZM260 164V166H258ZM239 165H240V163H239ZM219 166L221 167V169L219 168ZM241 166H243V165H241ZM254 166L256 167V168H254ZM264 166V165H263ZM140 167H142V165L140 164ZM203 167V168H202ZM214 167H217V169L216 168H214ZM238 167V166H237ZM201 169H203V171L201 170ZM210 169V170H209ZM207 170V172H205ZM213 170H217L216 172L215 171H213ZM235 170H237V171H235ZM117 171V172H116ZM201 171V172H200ZM239 171V172H238ZM259 171V172H260ZM226 172L228 173V170L226 169ZM253 172V171H252ZM241 173V174H240ZM245 173V174H244ZM254 173V172H253ZM255 173H258V172H255ZM116 174V175H115ZM228 174V175H229ZM235 174H236V176L237 177H235ZM239 176H238V175ZM245 176H244V175ZM251 174V175H250ZM260 174V175H261ZM118 175V176H117ZM240 175H241V177H240ZM249 175H250V177H249ZM258 175H259V173H258ZM120 176V177H119ZM217 176V177H218ZM239 177L241 178L240 180H239ZM258 177H260V176H258ZM236 178H238V179H236ZM245 179V178H247V180L246 181H242V179ZM251 178V179H250ZM143 179V180H142ZM138 182H137V181ZM185 180V181H184ZM211 180V179H210ZM214 180V181H213ZM237 180V181H236ZM250 181V183L252 182V183H255L254 184V186L253 187H256L255 189H251V188H253L252 186L251 187H249V185H248V187H247V184H249V183H246V182H249ZM119 181H121V180H119ZM131 182H132V180H130ZM204 181V182H203ZM217 181V180H216ZM231 184H229L228 182ZM232 181H234V182H232ZM201 182V183H200ZM202 182L204 183V184H202ZM206 182V183H205ZM213 182V183H212ZM222 182V180L220 181L219 180V183H221ZM114 183V184H113ZM116 183V184H115ZM186 183V182H185ZM211 183H212V185H211ZM237 183V184H236ZM239 183V184H238ZM140 184V183H139ZM187 184V183H186ZM202 184V185H201ZM206 184V185H205ZM213 184H214V187H217V186H219L218 188H214L213 187ZM229 184V185H228ZM233 184V185H232ZM131 185V186H132ZM150 185V184H149ZM203 185H205L206 186V188H205V186H203ZM210 185V186H209ZM217 185V186H216ZM235 185H237V186H235ZM238 185H241V186H245V187H247V188H249V189H247V195L249 196H247L248 198H246L245 199V201L247 200L248 201V204L250 205V208H248L247 206H245V202H243V205L245 206V207H243L242 206V208L244 209V211H245V209H250L249 211H248V213H245V214H243L242 215V213H241V216H245V217H247L246 215H248L249 214V220L251 221V222H249V223H251L253 226H252V229L250 230V234L248 233V236H245V235H243L244 236V239H243V237H241V239H240V242H241V247L239 248L236 244L237 243H229L230 241L229 240H235V238H236V236L237 237H239V236H241L240 235V232H241V228L240 227H242V225L245 223H248V222H246V220H247V218L246 219H244L243 217H240V215H239V213L238 214H236L237 215V217H238V219L236 218V215L235 214H233V210H234V212H235V210H236V208L238 207V208H240V202L239 201H241V199H242V201H244L243 199L245 198V197H243V196H241L242 194H244V193H242L241 195H240V193H238V191H236V190H238V188L240 187V186H238ZM251 185H253V184H251ZM141 186V187H142ZM171 186V187H170ZM260 186V187H259ZM264 186V185H263ZM135 187H137V188H135ZM198 187V188H197ZM203 187H204V192L206 193H203ZM259 187V189H257ZM180 188H182L181 190H180ZM201 188H202V191H201ZM208 188V189H207ZM221 188V189H220ZM236 188V190H234ZM243 188V187H242ZM242 188H240V191L241 190H245L246 191V189H242ZM260 188H262V189H260ZM122 189H124V187L122 188ZM148 191H146V190ZM176 189V190H175ZM227 189V190H226ZM125 190V189H124ZM252 190V191H251ZM257 191V192H255V191ZM259 190V191H258ZM215 191V192H214ZM236 191V192H235ZM239 191V192H240ZM142 192V193H141ZM202 192V193H201ZM210 192V193H209ZM213 192V193H212ZM260 192V193H259ZM263 192V193H262ZM145 195H144V194ZM176 193L179 195V197H178V195H176ZM192 193V190H191V192H190V194ZM195 193H194V191H193V195H190V196H195ZM231 193H232V195H234V197H236V200L234 199V200H232L233 198L232 197H230V196H232L231 195ZM234 193H236V194H234ZM239 195H238V194ZM257 193V194H256ZM121 194V195H120ZM123 194V195H122ZM140 194H142V195H140ZM147 194V195H146ZM169 194V195H168ZM184 194V193H183ZM203 194H205L204 196H203ZM223 194H225V193H223ZM260 194V195H259ZM263 194V195H262ZM171 195V197H169ZM176 195V196H175ZM209 195H211L210 197H209ZM217 195V198L215 197ZM245 195V194H244ZM257 195H259L258 197H257ZM54 195L53 194H47V200L46 201H43V203H42V206L44 205L45 206V204H46V202H48V203H50V202H53V200L55 199V196L53 197ZM121 196H122V198L123 197H125V201H126V207H124V205H121L122 207H120V199L119 198H121ZM140 196H142V198H140ZM197 196V195H196ZM219 196V197H218ZM241 196V197H240ZM246 196V195H245ZM254 196V197H253ZM165 197V198H164ZM232 198L231 200H232V202H231V200H229L230 198ZM237 197L239 198L240 197V199H239V201L238 202H236L237 201ZM262 199H261V198ZM187 198V197H186ZM189 198V197H188ZM191 198V197H190ZM196 198H198V196L196 197ZM195 197H194V200L196 199ZM206 198V199H205ZM252 198V199H251ZM258 200H257V199ZM163 199H162V201H163ZM173 199V200H172ZM205 201H204V200ZM212 199H213V201L214 202H211L212 201ZM218 199V200H217ZM256 199V200H255ZM52 200V201H51ZM119 200V201H118ZM170 200V201H169ZM190 200H192V199H190ZM197 200V199H196ZM195 200V201H196ZM199 200V199H198ZM209 200V201H208ZM220 200V201H219ZM227 200H228V202H227ZM259 200L261 201V202H259ZM188 201H189V199H188ZM236 202V203H234V204H232L233 202ZM250 201H252L251 203H250ZM254 201V202H253ZM45 202V203H44ZM180 202V203H179ZM199 202V201H198ZM203 202H205L204 204H203ZM208 202V203H207ZM210 202V203H209ZM219 202V203H218ZM226 202H227V204H226ZM255 202H257L256 204L258 205H256V204H254ZM262 202H263V204H262ZM116 203L118 204V206L116 205ZM138 203V204H137ZM176 203H179V204H176ZM190 204L191 203H193V201L192 202H189ZM196 203V202H195ZM212 203H214L213 205H212ZM242 203V202H241ZM211 206H210V205ZM224 204V205H223ZM235 204H238V206H236V208L234 209V207H235ZM253 204H254V206H253ZM136 205H138V207L136 206ZM139 205H140V207H139ZM171 205V206H170ZM175 205V206H174ZM206 205V206H205ZM231 207H229V206ZM247 205V204H246ZM44 206H43V208H44ZM116 206H117V208H116ZM177 206V207H176ZM200 206V207H199ZM142 207V208H141ZM204 207V208H203ZM247 207V208H246ZM257 207H259V209L257 208ZM147 208V209H148ZM201 208H202V212H201ZM229 208V209H228ZM232 208H233V210H232ZM242 208H240V209H242ZM255 208V209H254ZM261 208V209H260ZM156 209L157 208H155V212H156ZM177 209H178V211H177ZM188 209V208H187ZM214 209V210H213ZM251 209H252V211H251ZM256 209H258V210H256ZM44 211H45V209H43ZM167 210H169V211H167ZM192 210H194L193 212H192ZM212 210H213V212H212ZM238 210V209H237ZM41 211V210H40ZM49 211H51V212H49ZM176 211V212H175ZM225 211H227V212H225ZM231 213H230V212ZM154 212V213H155ZM165 212V213H164ZM187 212V213H188ZM199 212H201V213H199ZM224 212H225V214H224ZM237 212V211H236ZM251 212V213H250ZM214 213V214H213ZM146 214H147V216H146ZM174 214V215H173ZM216 214V215H215ZM36 219L33 221V226H31V227H29V228H27V229H25V233L26 232H32L33 230H36L37 228L36 227H38V223H39V221L40 220H43L44 218H45V216H51L50 218H55L56 217V212L54 211V210H48V212L47 211H45V214L44 213H38V212H36ZM169 215L171 216V217H169ZM188 215H190V214H188ZM203 215H205V217H206V220H205V217H203ZM212 215V216H211ZM223 215V216H222ZM224 215H226L227 216V218H226V216H224ZM174 216V217H173ZM178 216V217H177ZM201 218H200V217ZM214 216V217H213ZM229 216V217H228ZM235 216V217H234ZM39 217V218H38ZM41 217H42V219H41ZM165 217V218H164ZM186 217H188L186 220L184 219V218H186ZM198 217H199V219H198ZM216 217V218H215ZM225 217V218H224ZM251 217V218H250ZM173 219V220H171V219ZM180 218V219H179ZM182 218L184 219V220H182ZM191 218V220L194 218V220H195V222H193V221H189V219ZM197 218V219H196ZM202 218H204L203 220H202ZM211 220H210V219ZM228 218L230 219V220H228ZM242 218L245 220V222L244 221H242ZM150 219V220H149ZM169 219V220H168ZM209 219V220H208ZM220 219V220H219ZM222 219H225V220H222ZM240 219V220H239ZM155 220V221H154ZM146 221V222H145ZM147 221H148V223H147ZM187 221L189 222V223H187ZM196 221H198V222H196ZM201 221V222H200ZM219 221V222H218ZM221 221H223V224H222V222ZM225 221V222H224ZM242 221V222H241ZM36 222V223H35ZM86 222V223H85ZM240 222V223H239ZM244 222V223H243ZM263 222V223H262ZM146 224L145 226H143L142 224ZM170 223V224H169ZM193 223H194V225H193ZM197 223V224H196ZM199 223V224H198ZM202 223V225H200ZM229 223H231V225H232V227L233 228H231L230 226H229V228H227V226H228V224ZM241 223H242V225H241ZM248 223V224H249ZM150 224V225H149ZM168 224V225H167ZM190 224V225H189ZM244 224V226H243V229L245 228V226L247 225H245ZM250 224V225H251ZM263 224V225H262ZM187 225V226H186ZM230 225V224H229ZM262 225V226H261ZM170 226V227H169ZM197 226H198V228H197ZM148 227V228H147ZM173 227V229H171V231H173V232H171L170 231V228H172ZM190 227H192V228H190ZM194 227H195V229H194ZM249 227V226H248ZM145 228H147V230H146V233L145 232H143V230L145 229ZM169 228V229H168ZM202 230H200V229ZM226 228V230L224 231V229ZM231 228V229H230ZM33 229V230H32ZM73 229V230H72ZM126 229V230H125ZM167 229V230H166ZM175 229V230H174ZM191 229V230H190ZM228 229V230H227ZM255 229V230H254ZM28 230V231H27ZM170 232H169V231ZM201 232H200V231ZM233 230V231H232ZM253 230V231H252ZM229 231H232V232H234V233H232V232H229ZM240 231V232H239ZM176 232V233H175ZM235 232H236V234H235ZM238 232V233H237ZM138 233V234H137ZM158 233V234H157ZM194 233V234H193ZM225 233V234H224ZM230 233H232L231 235L232 236H229L230 235ZM256 233V234H255ZM141 236H143V238H145V240H147V239H149L148 241H150V243H151V246H148L147 248H146V250H145V252H142V250H140V248L139 247H136L135 245H134V243L141 237ZM229 234V235H228ZM254 234V235H253ZM146 235H147V237H146ZM190 235V236H189ZM156 236V237H155ZM192 236V237H191ZM196 236V237H195ZM202 238H201V237ZM229 236V237H228ZM234 236V237H233ZM122 237V238H121ZM171 237L172 238H174L175 237V239H173L174 240V242H175V240H176V246L175 245H173L172 243H171ZM178 237V238H177ZM180 237V238H179ZM190 237L192 238V239H190ZM195 237V238H194ZM249 237H250V239H249ZM147 238V239H146ZM189 238V239H188ZM230 238V239H229ZM234 238V239H233ZM237 239V238H236ZM254 239V240H253ZM191 240V241H190ZM203 242H202V241ZM247 242H246V241ZM249 240V241H248ZM135 241V242H134ZM152 241V242H151ZM228 241V242H227ZM179 242V243H178ZM227 242V243H226ZM243 242V243H242ZM260 242L262 243V244H260ZM56 243V244H55ZM226 243V244H225ZM253 243V244H254ZM259 243V244H258ZM178 244V245H177ZM231 244V245H230ZM188 245V246H189ZM196 245V246H197ZM202 245V246H201ZM227 245V246H226ZM229 245V246H228ZM234 245V246H233ZM135 246V247H134ZM185 246V247H184ZM262 246H263V248H262ZM137 248V249H136ZM150 248V249H149ZM230 248V249H229ZM148 249V250H147ZM262 249H263V251H262ZM250 250V251H249ZM133 251V252H132ZM206 251V252H205ZM179 254V255H178ZM202 254V255H201ZM170 258V259H169ZM176 258V259H175ZM169 260V261H168ZM172 262V263H171ZM174 263H176V262H174ZM173 263V264H174ZM10 264H30L28 261H27V258L26 257H18L16 260L14 259V260H12L11 261V263ZM177 264V263H176ZM184 264H189V263H184ZM191 264V263H190ZM264 264V263H263Z\"/></svg>",
	"mask_w": 264,
	"mask_h": 264
}]
</instances>
